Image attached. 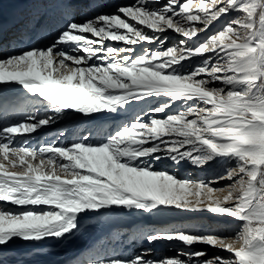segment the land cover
I'll use <instances>...</instances> for the list:
<instances>
[{
    "label": "snow or ice",
    "instance_id": "6c2138e0",
    "mask_svg": "<svg viewBox=\"0 0 264 264\" xmlns=\"http://www.w3.org/2000/svg\"><path fill=\"white\" fill-rule=\"evenodd\" d=\"M168 31L182 39L167 45ZM144 43L157 47L137 52ZM13 85L24 91L10 97ZM150 98L166 99L153 106ZM0 100L31 109L0 123V202L25 209L0 208V246L63 238L87 211L163 206L230 217L239 228L149 233V243H202L231 256L190 251L154 261L145 252L81 264H264V0H136L79 22L70 13L46 45L0 55ZM176 102L184 110L173 112ZM133 103L146 107L129 112ZM68 110L120 119L99 137L86 129L67 143L28 144ZM165 160L210 166L214 176L182 179L156 167ZM222 180L230 183L213 187Z\"/></svg>",
    "mask_w": 264,
    "mask_h": 264
},
{
    "label": "rangeland",
    "instance_id": "374dc122",
    "mask_svg": "<svg viewBox=\"0 0 264 264\" xmlns=\"http://www.w3.org/2000/svg\"><path fill=\"white\" fill-rule=\"evenodd\" d=\"M95 1V0H94ZM97 3L95 5L88 4L87 7L84 9H79L77 12V17L80 19H76L78 22L84 20L85 18H89L93 16L94 14L100 13V14H108L115 11L117 6H123L131 3H135L136 0H96ZM57 2L58 4H61L64 9H60L58 11V20L60 22H66L69 18V14L71 13L74 17H76L75 13V5H78L81 0H53L52 5ZM72 2L73 4L69 9H66V3ZM166 2V0H161V4ZM67 10V11H66ZM232 15H236V13H233ZM227 18H222L220 22L214 23L208 30L207 33H202L200 39H203L204 35L211 34L212 32H215L222 23L225 22ZM64 25H57L56 31H54L53 38L57 35V32L60 28H62ZM147 31V29H145ZM90 39H96L94 37H91L90 34H86ZM169 39L167 41V45H171L174 42H178L180 39H182L181 36L177 35L176 33L172 31H168L165 33ZM13 36V35H12ZM8 37L9 45H13L15 42L16 37ZM107 44L114 46V47H124L122 42H112V41H106ZM136 51H141L142 48H150L155 49L157 47L156 44H148L144 43L143 45H137ZM151 103L153 106L161 102L163 99L166 98H150ZM142 104V105H141ZM146 107L145 104L139 103L138 106L136 105L134 108V111H140L141 108ZM177 109L184 110V108L181 106V102H176V104L173 106L172 111L175 112ZM71 115V111H68L67 116ZM157 118H161L163 114H155ZM81 118H86L81 115ZM147 118V117H145ZM75 118H67V119H61L56 124H54L50 129H48L46 132H50V135H54L55 131L58 129L59 126L63 127L62 136H58L57 134L54 135L52 138H55L56 143H66L65 140H68V136L70 135V131L72 130L73 126L77 123L72 122ZM82 121V119H81ZM91 118L86 119L82 123V130L81 134L87 135L86 129H91L94 125L90 124ZM73 123L72 125H70ZM66 125V126H65ZM70 125V126H69ZM104 125V126H103ZM107 125V126H106ZM68 126V127H67ZM97 128L100 129H110L113 127L112 121H106L103 124L98 123ZM104 128H103V127ZM89 127V128H88ZM69 128V129H68ZM53 129V130H52ZM65 129V130H64ZM60 130L57 133H62ZM66 132V133H65ZM45 133V132H44ZM53 133V134H52ZM73 133V131H72ZM42 134V133H41ZM104 135V134H103ZM102 136V135H100ZM44 138V142L50 141L52 138H48L47 135L43 134L42 136ZM62 137V138H61ZM33 138V137H31ZM36 139V138H34ZM64 140V141H63ZM42 145V144H41ZM158 169H167L171 173L176 174L179 178L182 179H188L193 181L198 180H204V179H212L214 176V173L210 166H206L204 168H199L192 166L190 163L184 162L180 166L174 165L171 161L165 160L162 163H158L156 165ZM217 170L218 167H217ZM9 171H19V169H13L9 168ZM192 171H196L197 177H192L193 174ZM192 177V178H191ZM230 183L228 180H222L219 182V184H214L213 187H222L225 184ZM190 199H194V197H189ZM1 206V205H0ZM11 211L13 212H21L25 209L20 207H11L9 206ZM178 212H181L184 214V216H176L174 219L169 221L167 224H161V226H156V228L159 227L156 231L153 230L151 233L156 232H168L174 229H184L192 232L193 234H211L215 233L218 235H234L235 231L239 228V222L235 221L234 219L230 217H220L215 214H212L208 211H199V212H191V211H183L179 209H175ZM80 227L78 230H75L73 233L66 235L63 238L56 239V238H47L44 241L41 242H26L21 239H14L11 241L7 246H0V253L5 254L8 258H10L12 261L19 260V258L26 259L31 256L33 259H38L41 257H46L48 259H53L56 261H60L62 257L75 254L77 251H80L84 247V245L88 242V239L93 235L94 233L98 232L96 230L97 228H100L102 226V223L100 221H96L94 223V220L91 219H82L80 215ZM92 223V224H91ZM99 225V226H98ZM98 226V227H97ZM133 237H129L127 239V242L130 241ZM125 239L122 240L124 242ZM133 241V240H132ZM106 240H103L102 243H105ZM134 247H136L135 251L126 252L127 259H131L135 257L136 255L148 252V255L145 257L146 259H151L154 261H159L165 258L170 257H176L179 256L181 259H185L183 255H181L184 252H190V251H205L208 253V256H222V257H229L231 256V253H228L226 251L220 250L218 248H214L202 243H196L191 247L185 246L182 242L179 241H168V240H157L153 241L152 243H149L146 239V235L143 237V240H140L138 244H136ZM48 252V253H46ZM115 256H111L108 258H113ZM115 258H119L115 257Z\"/></svg>",
    "mask_w": 264,
    "mask_h": 264
},
{
    "label": "bare ground",
    "instance_id": "6f19581e",
    "mask_svg": "<svg viewBox=\"0 0 264 264\" xmlns=\"http://www.w3.org/2000/svg\"><path fill=\"white\" fill-rule=\"evenodd\" d=\"M52 3L53 0H0V37H2V39L0 40V46L5 47L6 49L11 48L7 45L9 35L17 36L16 38L18 39V43H20L18 44V47L10 50L11 53H15L19 49L29 46H43L51 41L53 39L54 31H56L57 29V25L65 24V22H60L57 17L58 11L60 9H64V7L57 2H55L54 5H52ZM96 3V0H81L78 5L74 4L76 13V17L74 18L80 19L79 17H77V12L80 8L84 9L88 6V4L95 5ZM72 4V2L66 3V9H69ZM50 12L51 14H49ZM17 15H19V17L16 19L14 25H20L19 28H17V25L15 27L14 25L11 26L10 22L12 17H17ZM8 22L9 26L7 28V31L4 32L2 29L7 27ZM7 91L10 93L11 97L12 94L21 93L24 90L19 85H13L12 87L7 88ZM32 99L36 100L39 98L33 97ZM138 104L139 103H133L131 108L129 109V112L134 111L135 106H138ZM26 111H31V109L25 108L24 112ZM68 111H71V115L67 116V118H75L72 122L76 121L77 123L70 131L71 133L68 136V140H65L66 143L74 140L77 135H80L81 132H83L84 129L82 130V123L89 118H81V114L75 113L72 110ZM22 114L20 113L14 116L6 117H3L0 114V123H11L12 121L20 120L22 119ZM119 119L120 117H116L111 114L103 117L91 118L92 122H90V124L94 125L91 128L93 135L99 137L100 135H103L107 130H109H102L99 127L97 128L96 125L98 123L103 124L107 120L113 122L114 120L118 121ZM72 124L73 123H71L70 125ZM59 130L60 132H62L63 127L59 126L54 135H56ZM41 133L33 134L27 137L28 144L32 147H38L43 144V134L47 135L48 133V138H52L54 136L50 135L49 131ZM192 172L193 174L191 176L197 177L196 171ZM0 205V208L4 209H10L9 206L18 207L5 202H0ZM80 215L82 219H93L94 223L96 221H100L102 223V226L96 229L98 230V232L91 235L84 247L80 249V251H77L75 254L64 256L60 261L48 259L46 257H41L35 260L31 256L28 258V260L19 258V260L14 259L12 261L5 254L0 253V261H2L3 264H81V262L90 261L95 257L108 258L111 256H119V258H124L126 257V252H128V255L129 252H133V250L135 251L136 247L134 246L138 244L140 240H143V237L145 235L153 232V230L156 231L157 229H159V227L156 228V226L167 224L177 215L181 217L184 216V214L178 212L177 210H175V208H168L163 206L159 211L154 210L151 213H147L142 210H129L122 207L113 206L110 209L87 211L85 213H81ZM129 237L133 238L127 242V239ZM123 239H125L124 242H122ZM103 240H106V242L102 243Z\"/></svg>",
    "mask_w": 264,
    "mask_h": 264
}]
</instances>
